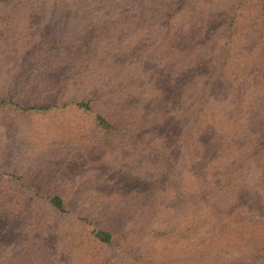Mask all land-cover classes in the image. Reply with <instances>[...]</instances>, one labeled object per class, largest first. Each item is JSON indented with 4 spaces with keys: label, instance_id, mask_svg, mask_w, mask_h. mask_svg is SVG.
<instances>
[{
    "label": "rangeland",
    "instance_id": "obj_1",
    "mask_svg": "<svg viewBox=\"0 0 264 264\" xmlns=\"http://www.w3.org/2000/svg\"><path fill=\"white\" fill-rule=\"evenodd\" d=\"M5 1L0 264H264L259 0L241 4L231 38L221 13L208 11L211 2L195 22H181L174 6L171 21L179 30L167 60L165 27L147 32L139 23L129 55L113 40L92 35L79 11L50 7L29 14ZM124 3L121 9L137 17L156 5ZM85 32L87 48L80 42ZM60 39L51 70L39 60ZM12 98L23 106L60 103L24 113L3 104ZM79 98L93 99L115 130L106 132L93 115L63 107ZM56 196L67 212L52 208ZM95 231L111 232L113 245L97 244Z\"/></svg>",
    "mask_w": 264,
    "mask_h": 264
},
{
    "label": "trees",
    "instance_id": "obj_2",
    "mask_svg": "<svg viewBox=\"0 0 264 264\" xmlns=\"http://www.w3.org/2000/svg\"><path fill=\"white\" fill-rule=\"evenodd\" d=\"M139 1L140 0H10L9 1V6L10 8L13 9H23L27 10L28 13H35L36 11L43 12L46 9L51 7V10L53 11H59L62 13H67L71 10H76L79 11L80 13H83L82 17L85 22L91 23L92 25V30L94 29V32L91 34L94 36H98L101 39L105 40H113L116 45V49H121L122 52L128 53L129 55L131 54L132 47L137 46V43H131V37L134 35L133 33L138 29V24L140 23L141 25L147 26V32L150 31V28L157 29L159 27L164 28L165 27V33L166 36L164 40H162L163 43H165L167 46V51L169 49V53H165L167 59H171L170 56L172 54V49H174V46L172 44V41L176 39V32L178 29V22L172 23V18L175 9L173 10L174 6L175 8H178V12L180 14L182 13L183 16L181 18V22H184V20L187 18L190 20V22H195L201 19L202 17L205 16L206 14V8H203L204 4H210L211 2V7L209 8L208 11L212 15H217V13L220 14V18H225L227 21V37H233L236 30L234 29V26L236 22L238 21V15L239 12L242 8L241 4L245 0H236L231 1V0H179L178 2H171V0H156L153 2L155 6L153 7H146L142 8L144 9L140 16L137 17V14L134 12L133 9L131 10H126V9H121L123 6L122 3H128L130 4L129 6L136 4V6H139ZM143 1V0H142ZM158 1V2H157ZM213 1V2H212ZM229 1V3H227ZM242 1V2H241ZM215 2V3H214ZM240 2V3H239ZM5 4L0 5H6L7 1L4 2ZM124 3V4H125ZM126 4V5H128ZM244 4V3H243ZM241 6V7H240ZM183 8L186 9V11H183ZM255 8V16H256V21H258L259 26H260V31L264 33V0H259L257 5L254 6ZM141 9V10H142ZM152 9V10H150ZM100 12H106L105 14H100ZM217 12V13H216ZM30 14V13H29ZM30 16V15H29ZM190 16V17H189ZM11 17V16H9ZM131 17V18H129ZM10 19V18H8ZM82 19V20H83ZM34 20L33 16H30L28 18L29 24H31ZM168 24V26H166ZM115 26H118L116 28ZM176 27V30H175ZM87 32L84 33L83 39H80V42L84 46V48H87V45H85L84 40L86 37H90L89 35L86 34ZM148 36V35H146ZM173 38V39H172ZM172 39V40H171ZM62 42V39H60L58 42L55 43V46H51L43 53V55L39 62L44 65L48 66L51 70L55 68L53 65V62L55 61L54 54L53 52L57 51V46L60 45ZM46 45L44 44L43 49ZM224 47H227L225 45ZM82 48V49H84ZM224 49V48H223ZM223 54H227L226 49ZM94 60V59H93ZM52 62V63H51ZM76 62V61H75ZM83 61L79 62V64H82ZM90 62V61H87ZM130 62V57H127L125 61L123 62L126 66L131 65L132 63ZM37 64V63H36ZM65 64H61L58 69L62 68ZM178 63L174 66H177ZM221 65L226 66L227 65V57L221 59ZM102 67V66H101ZM85 70H88L85 69ZM216 78L221 81L223 76L217 75ZM218 80H213V81H218ZM9 102V103H8ZM10 104L12 106L17 107L19 110H21L24 113H37V112H47L50 111L51 109L57 108L58 104L60 103L59 100H57L55 103L52 105L48 106H43V105H30V106H23L15 101L14 98H12L10 101H4L3 104ZM73 106L77 108L79 111H82L86 114L93 115L95 117V123L97 124L98 127L103 129L106 132L115 130L116 126L112 122L109 121V118H107L105 115H103L101 112L97 111L94 109L93 106V99H73L69 101V103L64 104L63 107L67 106ZM197 118V117H196ZM50 204L52 208H54L57 212L59 213H65L68 211L67 203L64 201V199L60 196L54 197L51 201ZM192 228L188 227L187 231H191ZM94 239L97 241V244L103 246V247H110L114 243V235L109 232V231H95L94 234ZM211 248V247H210Z\"/></svg>",
    "mask_w": 264,
    "mask_h": 264
}]
</instances>
